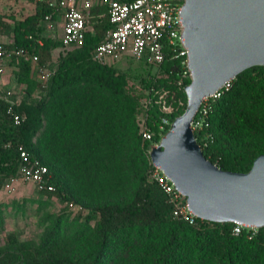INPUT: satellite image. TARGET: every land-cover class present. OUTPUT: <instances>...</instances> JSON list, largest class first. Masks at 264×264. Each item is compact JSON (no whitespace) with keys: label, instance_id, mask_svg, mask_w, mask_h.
<instances>
[{"label":"trees","instance_id":"1","mask_svg":"<svg viewBox=\"0 0 264 264\" xmlns=\"http://www.w3.org/2000/svg\"><path fill=\"white\" fill-rule=\"evenodd\" d=\"M31 1L36 11L24 19L2 15L13 41L8 48L29 50L48 68L62 44L46 34L48 7ZM104 10L93 11L95 34H88L85 46L61 52L46 97L16 108L24 118L21 125L14 124L0 96V194L19 176L25 162L21 148L27 160L48 168L54 187L39 188L38 198L0 202V264H264V228L250 238V228L235 234L237 224L183 221L150 179L148 148L159 138L142 140L139 98L127 92L137 76L129 71L141 69L148 125L158 130L167 117L169 132L187 106L184 90V107L172 96L182 91L183 67L171 58L159 67L130 61L137 67L120 72L116 65L95 62L93 53L110 29L98 15ZM10 66L20 84L32 83L31 62L13 58ZM165 92L175 113L159 106ZM208 121L209 128L194 133L205 157L223 171L249 173L264 156V67L233 79ZM54 198L80 209L51 212ZM34 224L44 229L37 238L27 236Z\"/></svg>","mask_w":264,"mask_h":264},{"label":"water","instance_id":"2","mask_svg":"<svg viewBox=\"0 0 264 264\" xmlns=\"http://www.w3.org/2000/svg\"><path fill=\"white\" fill-rule=\"evenodd\" d=\"M192 81L187 108L151 153L200 220L264 228V156L249 173L208 160L191 127L203 100L243 72L264 67V0H183Z\"/></svg>","mask_w":264,"mask_h":264},{"label":"built area","instance_id":"3","mask_svg":"<svg viewBox=\"0 0 264 264\" xmlns=\"http://www.w3.org/2000/svg\"><path fill=\"white\" fill-rule=\"evenodd\" d=\"M36 2H44L50 10V13L44 18L43 26L61 20V33L58 36L62 44L60 49L74 50L85 46L88 34H95L92 23L93 11L97 8H104L105 10L98 15L100 19L106 18L109 21L110 29L93 53L95 62L113 66L121 62L133 61L159 67L168 58H171L178 60L183 67L181 80L178 82L180 90L185 92L186 87L190 85L187 84V81H192L188 59L189 51L183 36L184 27L181 18L183 0H133L130 2L120 0H36ZM54 16L57 17V20H54ZM46 32L48 33L47 29ZM12 42V40H7L5 19L0 14V76L6 75L8 60L23 58L32 63L33 72L37 70L40 73L41 83H47L49 68L40 66L39 57L33 55L29 50L9 49L8 46ZM39 44L41 45V42ZM230 88L231 82H228L221 91L203 100L200 111L191 125L194 133L210 127L208 119L213 112L214 102L219 100ZM43 89H46V86L43 85ZM2 98L9 104L7 113L14 124L21 125L24 118L16 111L14 92L8 90ZM144 106L147 115L146 103ZM159 106L163 112L170 109L167 105L166 92L160 96ZM169 125L167 117L162 118L158 130L148 125L147 118L139 122L144 143L152 142L157 135L159 138L157 143H153L148 148L150 158L153 150L166 136L168 132L166 129ZM20 151L21 158L25 162L20 167L18 178L12 179L11 184L31 182L40 189L54 191V187L49 185L48 168L37 159L27 160L28 154L25 149L21 148ZM151 163L150 179L158 184L173 204L174 215L193 224L197 217L189 209L187 198L180 193L164 171L153 164L152 159ZM242 228L248 227L237 224L235 234L240 235ZM250 229L252 230L250 238H252L257 229Z\"/></svg>","mask_w":264,"mask_h":264},{"label":"rangeland","instance_id":"4","mask_svg":"<svg viewBox=\"0 0 264 264\" xmlns=\"http://www.w3.org/2000/svg\"><path fill=\"white\" fill-rule=\"evenodd\" d=\"M34 3L31 0H0V14L5 15L7 17L10 16H19L21 18H25L31 14H33L35 11ZM61 20H57L53 23L44 24L48 33L46 34L53 38L54 40H58V36L61 33ZM9 33V32H8ZM63 50L58 49L53 52L52 55V64L49 65V70H48V81L47 83L43 84L41 83L40 80V73L35 70L32 73L31 76V82L30 84L26 83H19L17 78H16V70L10 66V63L12 62V58L7 61L6 68L8 69L6 75L0 76V96L3 97L5 92L10 90L14 92V97H15V102L17 104V107L21 106L22 104H32L34 101L41 100L42 98H45L47 95V88L49 86V83H51V79L54 76L56 72V65H57V60ZM136 64V63H135ZM118 66L120 72H124L128 70L129 66H135L134 63H117L115 64ZM134 67V68H135ZM132 75V77H135L134 79L132 78V82L135 83L136 85L133 86L132 82L129 88L127 89V92L130 96L139 98L138 103H139V112L137 113V120L140 122L143 119L147 118V115L145 114V102H146V96H147V90L140 85V76L141 74V69H131L129 71ZM38 78V79H37ZM136 81V82H134ZM43 85L46 86V89H43ZM29 89V90H28ZM169 93H167V96ZM142 96V98L140 97ZM173 96V100L176 101V104L181 108L184 107L185 104V95L183 94V90L181 92H178ZM187 97V96H186ZM167 105L168 109L166 114H172L177 111L175 109V104L173 101H169V98H167ZM187 108V106H186ZM172 110V111H171ZM39 188L31 182H18L15 185H12L11 182L8 184L4 185V188L1 191L0 194V202L2 201H8V200H21L25 197L28 198H38L40 196ZM53 206L51 209V212L54 213H61L63 210H69L71 212H77L79 210V207L71 206L69 202H61L59 199L54 198L53 200ZM25 223H21L22 226H24ZM44 231L42 227H38L36 224L30 227H27V236H35L36 238L41 235V233Z\"/></svg>","mask_w":264,"mask_h":264},{"label":"crops","instance_id":"5","mask_svg":"<svg viewBox=\"0 0 264 264\" xmlns=\"http://www.w3.org/2000/svg\"><path fill=\"white\" fill-rule=\"evenodd\" d=\"M34 7H35V8H34V9H35L34 11H36V4L34 5ZM34 13H35V12H34ZM14 16H16V15H14ZM16 18H17V19H24V18H21V17H19V16H16ZM7 19H8V18H7ZM7 40H8V41H9V40H10V41L12 40L11 33H8V32H7Z\"/></svg>","mask_w":264,"mask_h":264}]
</instances>
